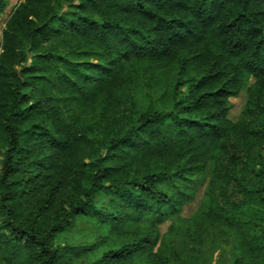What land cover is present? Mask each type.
<instances>
[{"label": "trees", "instance_id": "16d2710c", "mask_svg": "<svg viewBox=\"0 0 264 264\" xmlns=\"http://www.w3.org/2000/svg\"><path fill=\"white\" fill-rule=\"evenodd\" d=\"M1 48L0 264H264V0H20Z\"/></svg>", "mask_w": 264, "mask_h": 264}, {"label": "rangeland", "instance_id": "374dc122", "mask_svg": "<svg viewBox=\"0 0 264 264\" xmlns=\"http://www.w3.org/2000/svg\"><path fill=\"white\" fill-rule=\"evenodd\" d=\"M7 6L5 11L3 12L2 16H0V39H2V29L5 26L6 20L10 14V12L14 9V7L20 2V0H7ZM247 98L248 95L246 92H241L237 97H232L231 98V102L233 104L230 112H229V118L233 121L236 122L238 121V119L240 118V115L245 107V104L247 102ZM208 172H210V168H208ZM205 186L201 187L197 193L195 198L192 201H189L185 204V206L182 209V214L181 217L184 219H189L200 207V203L203 200V196H204V192H205ZM108 204V198L103 196L100 206L101 205H105ZM78 223V222H77ZM172 221H166L165 223H163L160 226L161 232L162 234H165L168 232L169 227L171 226ZM85 228L80 227L77 228L69 233H66L69 237H74V240H71L73 243H76L79 240L82 241H87V239H85L83 237V232H81L82 230H84ZM182 233V232H181ZM177 236V235H176ZM176 236L174 235L172 238L175 240V244H174V250L173 252H178V253H182L184 250V234L179 235V237L176 239ZM218 258V254L216 253L215 256L213 257V262L212 264H215L216 260Z\"/></svg>", "mask_w": 264, "mask_h": 264}, {"label": "built area", "instance_id": "2783aa9c", "mask_svg": "<svg viewBox=\"0 0 264 264\" xmlns=\"http://www.w3.org/2000/svg\"><path fill=\"white\" fill-rule=\"evenodd\" d=\"M1 51H2V48H1V39H0V53H1Z\"/></svg>", "mask_w": 264, "mask_h": 264}]
</instances>
